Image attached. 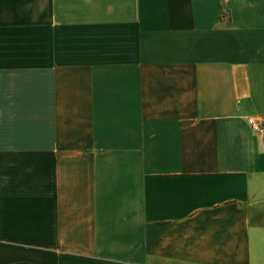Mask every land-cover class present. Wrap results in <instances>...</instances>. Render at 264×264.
<instances>
[{
    "label": "crops",
    "instance_id": "obj_1",
    "mask_svg": "<svg viewBox=\"0 0 264 264\" xmlns=\"http://www.w3.org/2000/svg\"><path fill=\"white\" fill-rule=\"evenodd\" d=\"M264 0H0V264H264Z\"/></svg>",
    "mask_w": 264,
    "mask_h": 264
},
{
    "label": "built area",
    "instance_id": "obj_2",
    "mask_svg": "<svg viewBox=\"0 0 264 264\" xmlns=\"http://www.w3.org/2000/svg\"><path fill=\"white\" fill-rule=\"evenodd\" d=\"M248 121L251 124L252 128H254V130H257V131L261 132L262 134H264L263 120H260V119L254 118V117H249Z\"/></svg>",
    "mask_w": 264,
    "mask_h": 264
}]
</instances>
